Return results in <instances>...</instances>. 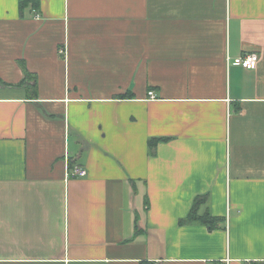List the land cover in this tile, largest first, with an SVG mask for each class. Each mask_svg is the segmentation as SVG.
Segmentation results:
<instances>
[{
	"label": "crops",
	"instance_id": "1",
	"mask_svg": "<svg viewBox=\"0 0 264 264\" xmlns=\"http://www.w3.org/2000/svg\"><path fill=\"white\" fill-rule=\"evenodd\" d=\"M18 1L0 0V264H264V0ZM204 194L223 224H180Z\"/></svg>",
	"mask_w": 264,
	"mask_h": 264
},
{
	"label": "trees",
	"instance_id": "2",
	"mask_svg": "<svg viewBox=\"0 0 264 264\" xmlns=\"http://www.w3.org/2000/svg\"><path fill=\"white\" fill-rule=\"evenodd\" d=\"M19 8H24L28 3H30L33 7H37L39 4L38 0H19ZM24 74L26 78H32L30 89L33 92V94H36V78L32 74L29 73L24 69ZM127 95H130L129 93ZM166 138L163 137H152L148 139V148L149 152L154 154L153 150L156 146V144L159 141L165 140ZM208 195H197L194 200L192 207L188 214L179 220L180 224H190V223H200L203 225H206L208 228L212 229L215 227H220L221 224L224 222V217L222 216H214L212 215L208 210H205L203 213H199V208L202 204H204L207 201Z\"/></svg>",
	"mask_w": 264,
	"mask_h": 264
},
{
	"label": "built area",
	"instance_id": "3",
	"mask_svg": "<svg viewBox=\"0 0 264 264\" xmlns=\"http://www.w3.org/2000/svg\"><path fill=\"white\" fill-rule=\"evenodd\" d=\"M257 59H258L257 54L245 53L243 55L234 57L232 59V63L236 64V65H240L244 68L250 69V68H253L255 66ZM147 96L150 98H154V94L152 91H148ZM69 174L73 175V176H83V175H85V170L82 167L75 166L74 168L69 170ZM145 264H157V263L155 261H148ZM219 264H222V263H219Z\"/></svg>",
	"mask_w": 264,
	"mask_h": 264
}]
</instances>
